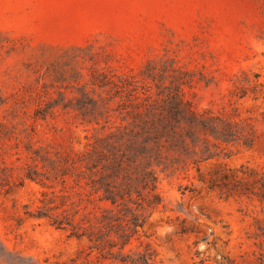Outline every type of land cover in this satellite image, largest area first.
I'll return each instance as SVG.
<instances>
[{
    "label": "rangeland",
    "instance_id": "rangeland-1",
    "mask_svg": "<svg viewBox=\"0 0 264 264\" xmlns=\"http://www.w3.org/2000/svg\"><path fill=\"white\" fill-rule=\"evenodd\" d=\"M176 94L195 117L152 144L162 203L130 247L264 264V0H0V264H120L51 217L86 228L82 154L162 130Z\"/></svg>",
    "mask_w": 264,
    "mask_h": 264
},
{
    "label": "trees",
    "instance_id": "trees-1",
    "mask_svg": "<svg viewBox=\"0 0 264 264\" xmlns=\"http://www.w3.org/2000/svg\"><path fill=\"white\" fill-rule=\"evenodd\" d=\"M174 97L170 102L174 111L164 118L162 130L154 127L152 133L142 129L127 138L119 133L121 144H93L82 154V173L88 179L86 194L96 204V210L89 213L93 217H88L86 228L80 230L69 216L51 217L50 224L55 228L69 227L70 235L85 237L97 257L117 260L120 264H156L148 244L140 241L135 249L130 246L133 241H139L147 219L162 203L158 177L151 163V157L159 149H154L152 144L161 137L163 128L172 126L171 119L179 122L178 117L187 120L195 117L191 109L185 111L180 94ZM122 146L124 149L117 156Z\"/></svg>",
    "mask_w": 264,
    "mask_h": 264
}]
</instances>
